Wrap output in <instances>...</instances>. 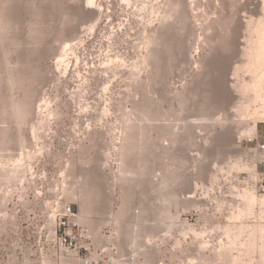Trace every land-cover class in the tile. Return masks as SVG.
Returning a JSON list of instances; mask_svg holds the SVG:
<instances>
[{"label": "rangeland", "instance_id": "374dc122", "mask_svg": "<svg viewBox=\"0 0 264 264\" xmlns=\"http://www.w3.org/2000/svg\"><path fill=\"white\" fill-rule=\"evenodd\" d=\"M263 24L264 0H0V264H77L65 204L112 259L264 264Z\"/></svg>", "mask_w": 264, "mask_h": 264}, {"label": "built area", "instance_id": "2783aa9c", "mask_svg": "<svg viewBox=\"0 0 264 264\" xmlns=\"http://www.w3.org/2000/svg\"><path fill=\"white\" fill-rule=\"evenodd\" d=\"M248 141L254 144L264 165V142L254 137H250ZM78 217L73 205L65 204L58 212L59 230H57L60 245L70 256L76 258L77 264H136L134 262H137V256L134 253L118 259L109 256L111 253H117L115 235L111 229L101 231V242L96 243L91 229L79 223ZM94 252L99 254V258L93 257ZM155 264H167V262L165 259H160Z\"/></svg>", "mask_w": 264, "mask_h": 264}, {"label": "bare ground", "instance_id": "6f19581e", "mask_svg": "<svg viewBox=\"0 0 264 264\" xmlns=\"http://www.w3.org/2000/svg\"><path fill=\"white\" fill-rule=\"evenodd\" d=\"M264 25V24H263ZM263 25H262V27H260V28H258V30H261L262 32H261V34L257 37V38H254V39H252V44H253V48H254V50H252V53L250 52V51H248L247 52V54L246 55H248V56H250V57H248V60H247V62H246V66L247 67H249V70L251 69L252 70V72L253 71H255L254 72V75L252 74V77H251V80L249 81V82H245V83H243V90L244 91H250V92H252V94H250V98H249V102L248 101H246V102H248V104L246 105V103H243L242 104V107L244 106V105H246V106H244V108H245V110H250L251 109V106H252V104L254 103H256V101L258 102V100H264V69L263 70H260L261 69V67L262 66H264V27H263ZM250 41V40H249ZM70 44H73V45H75V44H77L76 43V41L74 42V43H70ZM69 43H67V44H65V47H63V48H65V49H68L67 47H70L69 45H70ZM72 47V46H71ZM64 50V49H63ZM63 50L61 51L62 52V55L64 54V56L65 55H67V53H68V50H67V52H66V50H65V52L63 53ZM250 52V53H249ZM66 53V54H65ZM250 55H249V54ZM60 56V55H59ZM62 57L63 56H61L60 57V59H62ZM64 58H66V56L64 57ZM63 58V59H64ZM242 65H245V64H242ZM244 67V66H243ZM263 68V67H262ZM248 69V68H247ZM258 69L260 70V72L261 73H259V71H258ZM258 71V72H257ZM257 73H259V74H257ZM15 82V81H14ZM14 82H12L13 84L12 85H15L14 84ZM252 90V91H251ZM264 103V102H263ZM21 107V106H20ZM264 107V106H263ZM22 108V107H21ZM242 110H243V108H241ZM262 109V108H261ZM264 109V108H263ZM244 111V110H243ZM242 111V112H243ZM245 112V111H244ZM248 112H250V111H248ZM242 114H245V113H242ZM244 116V115H243ZM246 116V115H245ZM147 118V117H146ZM141 119V118H140ZM4 141V140H3ZM1 150H2V148H1ZM7 155V154H6ZM2 158V157H1ZM4 163V162H3ZM2 168H3V166H2ZM2 168H0V169H2ZM4 169V168H3ZM6 169V168H5ZM10 170V169H9ZM2 171H4V170H2ZM6 172V171H5ZM4 177V176H3ZM10 177V176H9ZM7 178V177H6ZM5 178V179H6ZM11 178V177H10ZM245 194L248 196V198L251 200V202H253L254 201V199H255V194L254 193H249L248 191H246L245 192ZM244 195V194H243ZM246 195H244V197L246 196ZM247 196H246V199H247ZM248 199V200H249ZM253 200V201H252ZM256 200V199H255ZM250 202V203H251ZM248 203V202H247ZM254 203V202H253ZM87 205V204H86ZM248 205H249V203H248ZM251 207H252V205H251ZM82 218V217H81Z\"/></svg>", "mask_w": 264, "mask_h": 264}]
</instances>
